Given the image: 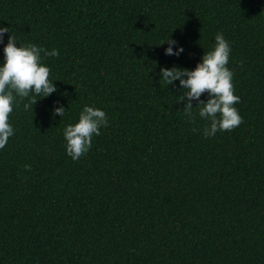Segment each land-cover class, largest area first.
I'll return each mask as SVG.
<instances>
[{"label": "trees", "instance_id": "16d2710c", "mask_svg": "<svg viewBox=\"0 0 264 264\" xmlns=\"http://www.w3.org/2000/svg\"><path fill=\"white\" fill-rule=\"evenodd\" d=\"M0 27L59 51L41 53L57 91L9 116L0 264H264V0H0ZM221 32L243 123L205 138L160 70H194ZM85 105L108 125L73 161Z\"/></svg>", "mask_w": 264, "mask_h": 264}, {"label": "clouds", "instance_id": "9594fccd", "mask_svg": "<svg viewBox=\"0 0 264 264\" xmlns=\"http://www.w3.org/2000/svg\"><path fill=\"white\" fill-rule=\"evenodd\" d=\"M11 32L3 49L4 63L0 66V149H3L9 138L14 135V129L9 123L13 104L27 99L23 104L25 111H33L37 103L36 97H48L57 89L50 79L51 70L42 63L41 53L45 56L58 57L59 51H47L35 44H24L17 47V38L10 28L0 27V42L5 33ZM169 47L165 55L179 56L184 49L179 47L175 52L172 45L177 42L167 39ZM231 48L223 33H217L212 50L205 52L202 62L197 63L194 70L162 67L161 80L166 85H172L179 80L182 89L186 90L180 96L178 104L187 100L182 113L190 120L195 119L192 101L198 102L199 116L209 121L203 129L205 138L213 137L218 131H232L243 123L236 104L240 97L235 95L233 72L227 67ZM243 62H241V65ZM208 95L207 101L201 100L203 94ZM63 106L54 109V115L64 116ZM108 118L105 111L85 105L79 114L78 122L68 124L63 135L66 140V153L73 161L79 160L92 147L93 136L100 135V128L107 127ZM193 131H197L194 129ZM25 171H30V165H24Z\"/></svg>", "mask_w": 264, "mask_h": 264}]
</instances>
